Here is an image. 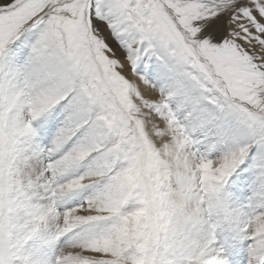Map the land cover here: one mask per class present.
<instances>
[{
	"label": "snow or ice",
	"instance_id": "snow-or-ice-1",
	"mask_svg": "<svg viewBox=\"0 0 264 264\" xmlns=\"http://www.w3.org/2000/svg\"><path fill=\"white\" fill-rule=\"evenodd\" d=\"M0 264H264V0H0Z\"/></svg>",
	"mask_w": 264,
	"mask_h": 264
}]
</instances>
